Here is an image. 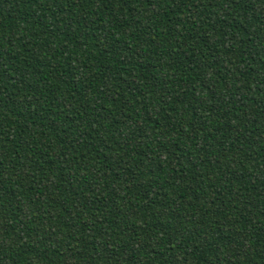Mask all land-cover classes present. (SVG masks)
Returning <instances> with one entry per match:
<instances>
[{"label": "trees", "instance_id": "1", "mask_svg": "<svg viewBox=\"0 0 264 264\" xmlns=\"http://www.w3.org/2000/svg\"><path fill=\"white\" fill-rule=\"evenodd\" d=\"M0 264H264V0H0Z\"/></svg>", "mask_w": 264, "mask_h": 264}]
</instances>
